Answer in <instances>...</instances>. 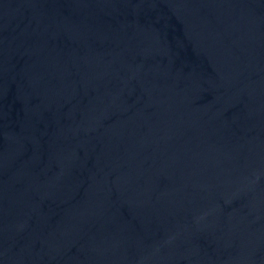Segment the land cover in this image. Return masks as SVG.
<instances>
[{
	"label": "water",
	"instance_id": "95a60500",
	"mask_svg": "<svg viewBox=\"0 0 264 264\" xmlns=\"http://www.w3.org/2000/svg\"><path fill=\"white\" fill-rule=\"evenodd\" d=\"M0 264H264V0H0Z\"/></svg>",
	"mask_w": 264,
	"mask_h": 264
}]
</instances>
